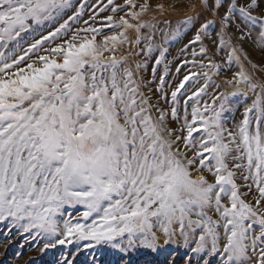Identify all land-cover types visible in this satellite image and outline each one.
<instances>
[{"label": "snow or ice", "instance_id": "snow-or-ice-1", "mask_svg": "<svg viewBox=\"0 0 264 264\" xmlns=\"http://www.w3.org/2000/svg\"><path fill=\"white\" fill-rule=\"evenodd\" d=\"M182 30L186 74L147 80ZM0 223L52 264H264V0H0Z\"/></svg>", "mask_w": 264, "mask_h": 264}, {"label": "rangeland", "instance_id": "rangeland-1", "mask_svg": "<svg viewBox=\"0 0 264 264\" xmlns=\"http://www.w3.org/2000/svg\"><path fill=\"white\" fill-rule=\"evenodd\" d=\"M75 2V0H74ZM117 3L123 4V0H116ZM140 2H143V0H140ZM106 3V0H105ZM223 10H221V13ZM112 13L104 12L102 15L107 16L111 15ZM191 14V13H189ZM119 15H123V13H119ZM153 15H157L154 11H150L146 19L151 18ZM85 19L88 18L87 15L84 17ZM159 18V17H158ZM169 18L172 20L173 27H175V24L177 21H180L185 18V13H172L169 10ZM211 18V17H210ZM108 34H112L111 32H108V30H105ZM194 32L193 31H186L182 30L177 36L172 37L171 35L168 36L167 40L164 37L163 33L157 34L155 43L157 45H160L164 48H167V54L162 59L161 63L159 65L155 64V59L159 57V52L154 51L151 56H142L139 57V59L147 64L146 68H143L141 70V74L147 79L152 80V70L155 67L156 68V84L159 83V77L161 75L165 74V71L167 69V76L165 77L168 85H173L175 83H178L180 79L183 78V75L186 74L187 68L181 67V64L184 60L191 61L193 59L191 52L193 49L199 53L200 46L192 45L189 46L187 51H185V45H188L189 40L193 38ZM255 38V32L253 33V39ZM98 40L102 39V37H97ZM205 47H211L210 41L205 39L204 40ZM245 47L252 53V59L258 60L259 59V50H254V45L250 41L245 45ZM126 49H122V51H125ZM136 51H139V49H135ZM211 54V53H210ZM225 54L223 52L219 53L217 56H215L213 59L215 62L220 63L223 65V58ZM197 60L200 59V56L197 55ZM207 63V61H205ZM134 66V65H133ZM177 67H180V72L177 73L176 69ZM187 67H191L189 64ZM236 70V65H233L231 71H224L222 70L219 75H215L212 77V79L215 81L216 84L220 85L221 90H224L226 92H232L233 89L226 85L224 83L225 79H231L232 72ZM197 71H199L197 69ZM155 84L153 85V88H155ZM166 91L170 92V88L165 89ZM212 89H209V92L211 93ZM158 98L154 97V99ZM170 99V95H169ZM209 97H205V100H209ZM251 94H249V99L247 101L244 100L243 97H237L234 98L235 108L232 113L226 114L227 121L229 125L235 120L239 121L241 119V114L243 113L245 104H251ZM161 106H166L164 104V100L160 98L159 100ZM173 128H179L178 124L173 123ZM75 215L74 210H69ZM67 218V215L65 217H58L61 221L63 219ZM89 223L91 220L88 221ZM8 234V224L7 223H0V264H28V261L32 258H35L33 261V264H52V260L55 256L59 255V249H53L47 252L44 255H41L38 250H33V247L35 245V241L26 240V236L28 234H17V231L15 228H12V242L11 244L8 243V241L5 239V236ZM223 243V240L221 241ZM23 245V247H21ZM175 250L177 264H184L185 254L188 251L184 247L180 246L177 247L175 245L171 246ZM21 252L22 255L17 258L16 253ZM84 256H81L78 258V264L84 260ZM214 264H218V257L214 260Z\"/></svg>", "mask_w": 264, "mask_h": 264}]
</instances>
